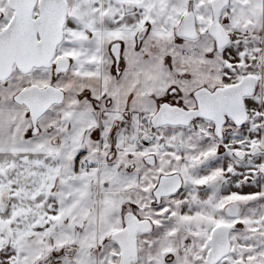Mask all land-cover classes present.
I'll list each match as a JSON object with an SVG mask.
<instances>
[{"label":"snow or ice","instance_id":"1","mask_svg":"<svg viewBox=\"0 0 264 264\" xmlns=\"http://www.w3.org/2000/svg\"><path fill=\"white\" fill-rule=\"evenodd\" d=\"M0 264H264V0H0Z\"/></svg>","mask_w":264,"mask_h":264}]
</instances>
